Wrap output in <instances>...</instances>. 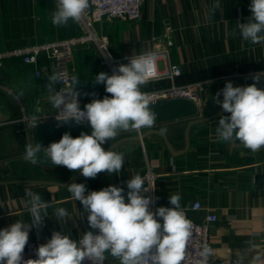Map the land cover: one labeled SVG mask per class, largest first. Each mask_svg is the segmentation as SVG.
Segmentation results:
<instances>
[{
	"label": "crops",
	"instance_id": "1",
	"mask_svg": "<svg viewBox=\"0 0 264 264\" xmlns=\"http://www.w3.org/2000/svg\"><path fill=\"white\" fill-rule=\"evenodd\" d=\"M214 0H158L147 2L142 19L135 23L120 20L96 24L97 35L108 42L114 57L139 55L144 52L168 51L160 60L161 68L180 65L183 75L178 84L213 81L202 94V108L197 116L160 123L141 132H121L115 141L102 145L125 154L119 175L99 173L85 178L64 166L43 167L24 159L25 146L31 138L22 136L21 151L1 155L3 132L11 127L20 131L25 125L0 126V229L16 220L31 224L25 190L41 195L50 205L43 224L29 231V241L46 243L53 231L78 240L88 225L79 201L71 198L65 186L84 183L89 191L116 185L128 191L126 182L136 174L143 176L148 162L157 166L155 172L163 179L157 184L155 206L171 207L169 196L180 194L182 208L199 202L203 209L189 212L201 222L209 213L218 217L211 229V242L218 258H238L249 263L257 253H264V147L257 152L239 141L222 142L216 134L218 119L225 113L213 97L226 82L233 86L252 84V75L264 72V44L253 45L243 40L236 23H247L251 16V0H220L221 8L211 19L208 11ZM54 4L48 0H3L0 6V52L13 51L38 43L55 42L82 35L78 23L55 27L51 23ZM166 28L171 32L166 33ZM236 32L234 36L232 33ZM74 63L80 83V104L111 96L103 84L93 79L100 72L111 75L96 46L88 43L74 52ZM46 65V59H42ZM48 69L37 78L35 68L20 58L3 62L0 79L11 86L18 99L0 94V124L26 115L42 117L56 112L45 89ZM159 85L149 83L142 91L148 93ZM264 89V80L257 83ZM23 91L22 97L18 94ZM95 95H91V94ZM223 100V95L219 96ZM87 194V193H86ZM127 200V198H126ZM63 207L68 215L58 221L55 210ZM28 241V242H29ZM106 264L119 261L106 254Z\"/></svg>",
	"mask_w": 264,
	"mask_h": 264
},
{
	"label": "clouds",
	"instance_id": "2",
	"mask_svg": "<svg viewBox=\"0 0 264 264\" xmlns=\"http://www.w3.org/2000/svg\"><path fill=\"white\" fill-rule=\"evenodd\" d=\"M89 7L90 0H54L51 23L55 27H67L70 21L79 23ZM220 8V0H214L208 11L209 19ZM249 10L248 22L236 23L239 35L253 45L264 44V0H251ZM232 34L235 36L236 32ZM156 57L155 52H144L128 57L129 62L116 66L111 75L97 74L94 83L103 84L111 96L92 99L83 109L79 104L81 93L76 90L79 78L73 76L70 85L57 91L56 86L63 85L66 77L63 71H54L46 78L45 89L51 106L58 111L57 127L70 122L77 125L87 122L92 132L90 135L81 132L75 138L65 132L58 142L47 147L29 143L25 146L24 159L33 164L50 162L64 166L72 172H80L85 178L94 179L102 172L119 175L125 154L113 148L105 150L102 145L115 141L121 132L139 133L142 129L153 128L157 113L150 105L155 101L142 88L152 77ZM251 78L254 82L247 86L234 87L232 82H226L213 100L230 114L218 119L216 134L219 140L239 141L245 148L257 152L264 147V89L257 87V83L264 80V72ZM23 95V91L18 94ZM30 121L34 128L39 125L35 115ZM144 185L145 178L140 174L128 179L126 197L124 188L116 185L99 191H89L84 183L65 186L71 198L81 203L92 231H86L79 240L53 231L51 238L35 250L36 258L27 260L23 252L29 241V231L41 226L49 217L50 205L40 194L26 189L31 224L16 220L0 229V264H83L85 260L102 264L106 254L117 259L119 264H183L193 236V224L181 206V196L173 194L169 196L171 207L160 206L151 211L150 205L159 197L146 196L150 190ZM67 215L63 207L54 213L57 221ZM212 254L213 249L203 245L198 264H207ZM249 264H264V253L253 255Z\"/></svg>",
	"mask_w": 264,
	"mask_h": 264
},
{
	"label": "built area",
	"instance_id": "3",
	"mask_svg": "<svg viewBox=\"0 0 264 264\" xmlns=\"http://www.w3.org/2000/svg\"><path fill=\"white\" fill-rule=\"evenodd\" d=\"M3 0H0V6ZM54 4V0H48ZM155 2L158 0H90V7L86 10L81 21L78 23L82 30V35L76 38L65 39L55 42L38 43L33 46L16 49L13 51L0 52V69L3 62L11 58H20L25 65L35 68L37 78H43L44 71L48 69L50 75L57 70L63 71L65 74V81L63 85H57L58 91L62 86H68L71 83V78L77 76L74 63V52L76 48L92 43L100 51L103 56V63L109 68L111 73L113 69L120 64H127L128 57L132 55H124L122 57H114L108 48V42L100 38L95 30L96 24L104 21L120 20L127 23H135L142 19V10L147 2ZM171 29L166 28V33H170ZM156 66L154 68L152 77L149 83L159 85L153 91L147 94L154 100L157 98H186L194 101L199 110L202 108V94L205 92L207 86L213 81H201L190 84H178L176 81L183 75V69L180 65L171 64L170 62L164 68H161L160 60H166L169 57L168 51L155 52ZM111 57L109 59L108 57ZM137 56V55H135ZM133 56V57H135ZM46 59L47 64H42V59ZM78 77V76H77ZM148 83V84H149ZM0 94L18 99L14 89L0 79ZM80 104V102H79ZM81 109L84 107L80 104ZM58 115L56 110L53 114H44L38 118V123L43 121L57 122L55 116ZM58 123V122H57ZM25 125L21 131L22 134L31 138V132L34 127L31 124L30 117L23 115L20 118L0 124L1 127H11L13 125ZM157 165L153 162H148L147 171L142 176L145 178L144 187L150 191L145 193L146 196L156 197L157 184L162 181L161 175L155 172ZM152 189H155L152 191ZM127 202V200H126ZM157 207L155 204L150 205V210L155 211ZM186 216L192 221L193 236L188 245V251L183 264H198L199 251L202 246L207 244L213 249V254L208 258L207 264H249L238 258L220 259L217 256L215 247L211 242V225L217 222L218 217L209 213L201 222H196L189 217V212H198L203 209L199 202H194L183 207ZM162 223V220H161ZM81 238V237H80ZM79 238V239H80ZM78 239V240H79ZM37 240L29 241L24 249L23 257L27 259H35V250L39 246ZM83 264H91L90 261L85 260ZM102 264H106L104 260Z\"/></svg>",
	"mask_w": 264,
	"mask_h": 264
},
{
	"label": "water",
	"instance_id": "4",
	"mask_svg": "<svg viewBox=\"0 0 264 264\" xmlns=\"http://www.w3.org/2000/svg\"><path fill=\"white\" fill-rule=\"evenodd\" d=\"M155 104L150 107L157 113L155 124L169 123L173 121L192 118L198 115V105L186 98H157L154 99ZM68 132L73 138L79 136L81 132L91 134L92 128L87 122L83 124H75L70 122L57 127V122L43 121L40 122L31 132V143H40L42 146L47 147L52 142H58L62 135ZM3 150L1 155L21 151L23 146L22 132L17 127H11L3 132ZM41 157L43 154H40ZM43 167H60L53 165L50 162L38 164Z\"/></svg>",
	"mask_w": 264,
	"mask_h": 264
},
{
	"label": "rangeland",
	"instance_id": "5",
	"mask_svg": "<svg viewBox=\"0 0 264 264\" xmlns=\"http://www.w3.org/2000/svg\"><path fill=\"white\" fill-rule=\"evenodd\" d=\"M77 49V48H76Z\"/></svg>",
	"mask_w": 264,
	"mask_h": 264
}]
</instances>
